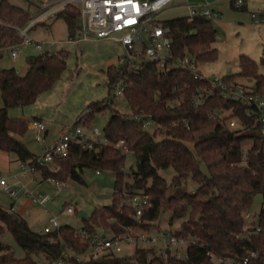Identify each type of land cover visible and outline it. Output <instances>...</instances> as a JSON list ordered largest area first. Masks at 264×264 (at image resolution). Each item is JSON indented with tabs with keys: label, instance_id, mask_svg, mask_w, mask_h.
Masks as SVG:
<instances>
[{
	"label": "trees",
	"instance_id": "obj_1",
	"mask_svg": "<svg viewBox=\"0 0 264 264\" xmlns=\"http://www.w3.org/2000/svg\"><path fill=\"white\" fill-rule=\"evenodd\" d=\"M235 2L230 0L231 8L245 10L243 5L235 6ZM53 18L63 20L70 40L79 34L76 7L66 5ZM29 21V14L23 9L0 0V48L19 43L17 30ZM161 23L169 29L174 58L189 56L197 65L217 59L218 51L213 47L217 31L211 20L195 16L192 21L182 17ZM25 64L24 75L13 68H0L3 103L0 151L12 154L20 164L33 165L37 156L21 140L29 122L9 117L7 110L32 105L40 95L49 92L66 70V53L41 52L27 57ZM238 67L237 74L223 77L225 82L236 84L238 77L252 79L254 84L249 90L264 92V54L259 63L242 54L238 57ZM121 72L114 65L107 67L108 89ZM123 76L128 114L114 109V99L109 103L96 101L88 104L73 125H88L97 113L109 110L110 117L103 129L108 144L83 149L72 142L67 156L55 161L59 166L57 172L38 168L40 179L83 184L82 174L86 169L112 173L111 203L95 209L86 219L80 218L83 232L90 235L102 228L112 236H120L128 228L150 230L161 213L168 212L169 225L176 219L182 220L180 229L173 234L191 238L185 255L178 258L169 249L164 255L152 248L136 247L130 256L109 253L98 260L91 257L79 261L75 256L84 254L88 243L74 235L76 228L64 225L38 234L24 219L13 215L12 210L0 207V235L10 232L27 253L23 258H15L9 246L0 243V264H39L41 258L49 262L62 259L70 264H226L224 260L243 264L245 259L246 264H264V154L256 117H249L237 100L223 99L216 91L202 105L194 106L192 95L205 85L189 71L161 72L156 64L141 61L132 71L123 72ZM216 110H232L231 117L236 118L238 126L229 128L224 120L210 118ZM136 115H150L162 130L159 133L143 130L134 119ZM120 140L135 159L129 171H125L127 154L113 147ZM246 140H251L252 146L246 151L245 164L240 165ZM168 169L174 172L170 183L160 173ZM187 179L197 184L195 191L180 197L167 195L171 187H178ZM132 194L149 198V207L139 218L134 217L130 207L120 205L124 196ZM258 194L262 197V208L257 219L245 222L243 215ZM67 251L74 255L63 257L62 253Z\"/></svg>",
	"mask_w": 264,
	"mask_h": 264
},
{
	"label": "rangeland",
	"instance_id": "obj_2",
	"mask_svg": "<svg viewBox=\"0 0 264 264\" xmlns=\"http://www.w3.org/2000/svg\"><path fill=\"white\" fill-rule=\"evenodd\" d=\"M9 4L23 9L30 16V21L19 29H25L40 13L43 3L46 0H6ZM247 9L237 10L230 7V0H186L174 3L159 15L161 22L170 21L177 18L187 17L188 11L185 5H202L207 2H213L214 6L220 12V17L213 21L214 28L217 31V37L213 47L217 49L218 56L213 62L199 63V72L206 77H224L237 74L239 72L238 56L247 55L257 63L264 54V24L256 25L251 14H255L257 19H264V0H242ZM243 3V6H244ZM211 8V7H209ZM46 17L42 18L43 21ZM34 24V29L30 30L29 36L37 41L42 42V51L36 50L32 46L21 47V53L16 59H11L8 53L4 52V59L1 64H13L19 72L25 70V60L27 57L38 55L41 52L54 54L59 51L66 53V70L61 79L56 82L53 88L38 98L36 103L24 107H15L7 110V114L11 118H22L28 122L34 118L40 117L44 119V123L48 129L44 138V143L34 140V133L27 130L22 137V142L31 153L39 156L42 152L43 144H51L63 129L71 128L76 120L85 113L89 103L102 101L109 103L113 100V93L107 87L106 69L109 65L119 67V59L125 55L123 47L109 39L98 40L89 37L83 40L80 34H77L74 40H70L67 34V28L63 20H54L49 18L44 24L41 22ZM32 26V27H34ZM31 27V28H32ZM53 42L48 45L46 42ZM260 72H262L260 68ZM235 83L251 88L254 84L252 79L238 77ZM3 103L0 96V108ZM121 114H128L129 110L123 97L114 101L113 105ZM39 114V115H38ZM110 117V111L106 110L97 113L88 125L80 124L84 133L90 137L93 129H98L103 134V129ZM44 135V134H43ZM42 135V136H43ZM159 135L156 136L158 140ZM252 146L251 140H246L242 148L244 152ZM134 156L127 154V162L125 171H129V167H134ZM18 166V167H17ZM20 173V165L14 159L12 154H6L0 151V175L7 180V185L11 189L19 193L18 199L15 201L0 187V207L9 210L14 205L13 215L20 217L26 221L28 226L33 227H50L48 217L50 215L57 216L62 226L68 225L76 229L81 228V219L79 212L85 213L89 217L95 209L102 208L111 203V195L114 185V175L107 171H102L98 175L94 170L86 169L82 174L83 184H79L72 180L66 182L62 190H58L52 184L40 182L39 173L35 175V181H31V177L18 178L33 193L48 194L52 200L42 208L30 202L28 197L20 194L19 187L15 186V177ZM168 183L171 182L174 172L171 169L161 171ZM197 184L191 179L183 181L178 187H171L167 191L168 196L180 197L183 193L195 191ZM71 205L75 212L67 214L65 208ZM262 208V197L256 195L250 210L248 211L254 220L257 219L258 213ZM170 214L168 212L161 213L159 219L153 223L154 227L149 232L153 236H158L171 232L174 233L180 229L181 219H176L172 225L168 224ZM97 230H103L97 228ZM141 230H139L140 232ZM107 236H111L106 232ZM0 243L9 246L10 252L15 258H23L27 253L20 248L15 242L10 232L4 231L0 235ZM166 243L163 239H159L153 245L140 244L135 240L127 241L121 244V250L116 252L118 257L130 256L136 247L152 248L157 253L162 251ZM186 248L180 249V254L185 255ZM68 256H72L67 251ZM33 258H37L35 254H31ZM79 261H87L90 257L88 251L82 255H76ZM95 260L100 256H95ZM38 260V259H37ZM70 264L65 260H57L49 262L43 258L38 260L39 264Z\"/></svg>",
	"mask_w": 264,
	"mask_h": 264
},
{
	"label": "built area",
	"instance_id": "obj_3",
	"mask_svg": "<svg viewBox=\"0 0 264 264\" xmlns=\"http://www.w3.org/2000/svg\"><path fill=\"white\" fill-rule=\"evenodd\" d=\"M186 0H46L41 11L36 15L31 23L25 29H18L19 43L6 47L12 58L21 53V47L32 46L38 51H42V42L37 41L29 36V30L34 24L42 18L61 11L66 5H72L79 11V34L83 40L93 37L98 40L109 39L120 44L125 50V55L119 59V68L122 70L118 74L110 90L113 93V99L123 97L125 89V80L123 72L132 71L141 61L154 63L161 72L173 69H181L192 73L193 78L205 86L196 89L192 95L194 106H199L204 101L218 92L223 99L237 100L240 106L246 109L249 117H256L260 125V135L262 137L264 154V92L253 93L249 88L238 84L227 83L223 77L210 76L206 77L199 72L198 65L193 62L191 57L185 56L182 59H176L172 56L170 49L169 29L164 27L159 20V15L166 11L170 5ZM210 4L202 5H185L188 11V20L192 21L195 16H202L208 20L216 21L220 14L209 8ZM235 6L243 5L242 0H236ZM253 22L257 25L264 23L263 19H257L255 14L251 15ZM232 110H216L210 115V118L224 120L229 128L238 126L235 117H231ZM136 121L141 123L143 130L148 132L159 133L162 128L155 123L150 115H136ZM28 129L34 133V139L37 142L44 143L43 134L46 130L44 124L40 121L33 120L29 122ZM76 142L83 149H91L94 144L106 145L107 139L98 129L90 132L87 136L80 125L63 129L58 139L50 144L44 145L42 152L37 156L35 164H20V173L15 177V186L19 187L20 194L28 197L30 202L44 208L52 200L48 194L33 193L18 178L31 177L35 181V175L38 174V168H48L52 172H57L59 166L55 163L57 159L66 157L70 144ZM116 149H121L122 153L128 154L129 150L122 140L113 145ZM246 152L242 154V163L244 165ZM98 175L99 172H96ZM40 182L52 184L58 190L65 187L66 182L57 181L53 178H47ZM0 187L12 198L13 201L18 199L19 193L7 185V180L0 175ZM125 204L134 212V217L139 218L149 207V198L144 194L126 195L120 205ZM13 211V207L11 209ZM67 214H72L75 209L71 205L65 208ZM245 222L251 221L249 212L243 215ZM50 227H33L32 230L38 234H45L58 229L62 225L57 216L48 217ZM256 231H259L257 228ZM74 235L84 239L88 243L87 251L90 257L100 256V258L109 253L115 254L121 250V244L127 241L135 240L140 244L153 245L159 239L166 243L164 249L159 253L165 255V250L169 249L178 258L184 255L180 254V249L187 248L191 242L189 235L177 237L171 232H166L160 237L153 236L144 230L139 232L137 228H128L127 232L120 236H107L104 230H96L90 235L83 232L82 228L75 230ZM66 257V253H62ZM209 257H213L207 253ZM95 259V258H94ZM62 260V259H61ZM226 264H235L229 260H224ZM247 259L243 261L246 264ZM58 264H62L59 262Z\"/></svg>",
	"mask_w": 264,
	"mask_h": 264
},
{
	"label": "crops",
	"instance_id": "obj_4",
	"mask_svg": "<svg viewBox=\"0 0 264 264\" xmlns=\"http://www.w3.org/2000/svg\"><path fill=\"white\" fill-rule=\"evenodd\" d=\"M207 3H209L210 5V7H211V9H213V10H215V11H217L218 13L220 12L219 10H217L216 9V7L214 6V4H213V2H207ZM244 3V2H243ZM244 9L246 10L247 9V6H246V4L244 3ZM41 10V9H40ZM56 14V13H55ZM55 14H51V15H48V16H46V18L43 20V21H40L41 23L40 24H44L49 18H51V17H54V15ZM220 14V13H219ZM252 15V14H251ZM252 19V18H251ZM264 20V19H263ZM253 21V20H252ZM264 24V23H263ZM257 25V24H256ZM262 25V24H261ZM260 26V25H259ZM36 26H34V27H32V28H30V30H32V29H34ZM30 30H29V32H30ZM46 44H50V45H53V42H49V41H47L46 42ZM4 52L5 53H8V56L11 58V59H16L17 57H15V58H12L11 56H10V53H9V50L8 49H6V47H3V48H0V68H2V69H7V68H13V69H15L16 70V68H15V66L13 65V64H8V65H6V64H1L2 62H3V57H4ZM240 56V55H239ZM238 56V57H239ZM25 67H26V64H25ZM27 68V67H26ZM26 68H25V70L24 71H22V72H19L18 70H16V72L19 74V75H24L25 74V72H26ZM48 92H46V93H44V94H47ZM44 94H42V95H44ZM42 95H40V96H42ZM39 96V97H40ZM38 97V98H39ZM38 98H37V100H38ZM36 100V101H37ZM36 103V102H35ZM39 115V114H38ZM34 120H37V121H40V122H42L43 124H44V126H45V128H46V130H45V132H44V135H43V137L45 138V136L47 135V132H48V129H47V127H46V125H45V123H44V119H42V118H40V117H37V118H34ZM61 133V132H60ZM60 136V134L57 136V138L52 142V143H54L57 139H58V137ZM35 140V139H34ZM51 143V144H52ZM44 145H47V144H43V146ZM48 145H50V144H48ZM43 146H42V148H43ZM15 159V158H14ZM17 162V161H16ZM18 164L20 165V163L18 162ZM18 167V166H17ZM11 207H13V210H14V205H11L10 206V209H11Z\"/></svg>",
	"mask_w": 264,
	"mask_h": 264
},
{
	"label": "water",
	"instance_id": "obj_5",
	"mask_svg": "<svg viewBox=\"0 0 264 264\" xmlns=\"http://www.w3.org/2000/svg\"><path fill=\"white\" fill-rule=\"evenodd\" d=\"M78 215H79V217L81 219H86L87 218L86 215H85V213H83V212H79Z\"/></svg>",
	"mask_w": 264,
	"mask_h": 264
}]
</instances>
